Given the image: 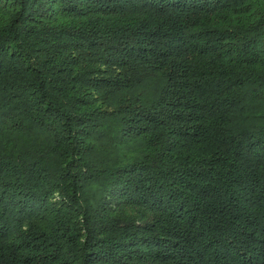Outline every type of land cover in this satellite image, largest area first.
<instances>
[{
    "label": "trees",
    "instance_id": "1",
    "mask_svg": "<svg viewBox=\"0 0 264 264\" xmlns=\"http://www.w3.org/2000/svg\"><path fill=\"white\" fill-rule=\"evenodd\" d=\"M0 264H264V0H0Z\"/></svg>",
    "mask_w": 264,
    "mask_h": 264
}]
</instances>
